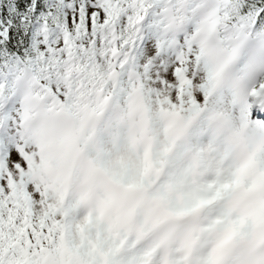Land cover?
<instances>
[{
    "label": "snow or ice",
    "instance_id": "obj_1",
    "mask_svg": "<svg viewBox=\"0 0 264 264\" xmlns=\"http://www.w3.org/2000/svg\"><path fill=\"white\" fill-rule=\"evenodd\" d=\"M0 264H264V0H0Z\"/></svg>",
    "mask_w": 264,
    "mask_h": 264
}]
</instances>
